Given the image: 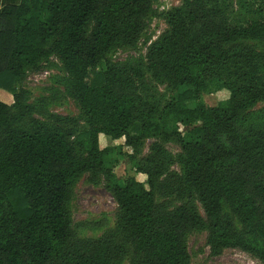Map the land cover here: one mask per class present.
I'll return each instance as SVG.
<instances>
[{"label": "trees", "instance_id": "16d2710c", "mask_svg": "<svg viewBox=\"0 0 264 264\" xmlns=\"http://www.w3.org/2000/svg\"><path fill=\"white\" fill-rule=\"evenodd\" d=\"M157 1L0 0V89L12 96L0 100V264H190L191 230L207 231L211 255L238 249L264 264V109L250 110L264 101V50L248 44L264 47V0H238L233 20L227 0H182L164 12ZM153 17L167 30L145 56L111 61L114 49L137 48ZM52 55L82 129L35 118L19 87ZM146 75L172 99L162 106ZM213 82L229 96L208 106L201 97ZM100 135L123 142L101 147ZM151 136L181 152L153 142L139 159ZM124 160L134 175L115 174ZM83 174L103 178L118 207L115 228L97 239L72 228L71 187Z\"/></svg>", "mask_w": 264, "mask_h": 264}, {"label": "rangeland", "instance_id": "374dc122", "mask_svg": "<svg viewBox=\"0 0 264 264\" xmlns=\"http://www.w3.org/2000/svg\"><path fill=\"white\" fill-rule=\"evenodd\" d=\"M182 0H158L154 8L158 12L170 10L181 4ZM238 0H227V14L230 19L239 15ZM167 30V25L162 18L153 17L149 21V26L145 35L138 42L137 48H116L110 55L109 59L113 62H123L127 59H139L145 56L148 45L156 40L162 33ZM252 47L257 51H263L264 47L256 42L249 41ZM100 64L99 68H103ZM67 76L62 67L60 60L52 55L49 59L41 63L39 70L28 71L25 79L19 84L28 93V103L34 106V117L42 122H58V118L65 119L63 122L66 126L75 125L82 129L84 122L81 118L80 107L77 101L66 93L65 80ZM145 81L152 94L160 100L163 106L166 101L172 99L175 94L174 90L167 89L165 85L153 81L149 75H146ZM229 93L226 89L220 88L218 83L207 84L206 91L201 97V102L208 106H215L219 102L226 100ZM0 100L11 104L12 96L0 89ZM264 109V101L258 102L251 111ZM132 134H138L136 127L131 129ZM123 139L112 140L102 135L99 136L101 147L106 145L113 146L122 144ZM153 142H158L173 157L181 152L179 143L176 140L165 141L161 136H151L143 139L139 148L138 158H144L149 154V148ZM124 151L132 153L130 147H124ZM171 172H179V166L174 163L170 167ZM114 172L118 177H124L128 174L134 175L127 161H121ZM136 179L145 182V176L136 174ZM145 184L147 189L148 186ZM158 202L161 197L156 194ZM180 204L179 201L173 202V205ZM197 210L201 216L204 212L200 203H196ZM69 211L72 219V228L77 238L97 239L113 230L116 225L118 207L109 192L105 189L103 178H100L97 184H92L87 179V174L81 175L71 187L69 200ZM223 210L228 213L224 205ZM236 227L240 229L237 219H234ZM206 230H191L186 237V248L189 254L190 264H263L257 257L240 251L238 249H224L220 255L210 254L209 246L206 242ZM122 264H129L125 260Z\"/></svg>", "mask_w": 264, "mask_h": 264}, {"label": "crops", "instance_id": "0c3cea01", "mask_svg": "<svg viewBox=\"0 0 264 264\" xmlns=\"http://www.w3.org/2000/svg\"><path fill=\"white\" fill-rule=\"evenodd\" d=\"M4 2H7V0H4V1L2 0V4H3Z\"/></svg>", "mask_w": 264, "mask_h": 264}]
</instances>
